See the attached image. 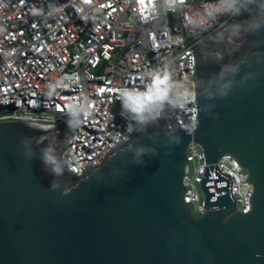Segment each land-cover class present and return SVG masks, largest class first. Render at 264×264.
I'll list each match as a JSON object with an SVG mask.
<instances>
[{"label": "water", "instance_id": "95a60500", "mask_svg": "<svg viewBox=\"0 0 264 264\" xmlns=\"http://www.w3.org/2000/svg\"><path fill=\"white\" fill-rule=\"evenodd\" d=\"M199 124L133 117V135L81 176L66 123L0 122V264H264V0H250L194 47ZM205 155L194 216L187 148ZM233 156L253 186L236 210Z\"/></svg>", "mask_w": 264, "mask_h": 264}, {"label": "built area", "instance_id": "2783aa9c", "mask_svg": "<svg viewBox=\"0 0 264 264\" xmlns=\"http://www.w3.org/2000/svg\"><path fill=\"white\" fill-rule=\"evenodd\" d=\"M250 0H0V122L66 123L74 175L133 135V117L199 124L194 47ZM185 201L204 214L205 155L187 148ZM236 210L252 209L249 174L231 155Z\"/></svg>", "mask_w": 264, "mask_h": 264}]
</instances>
